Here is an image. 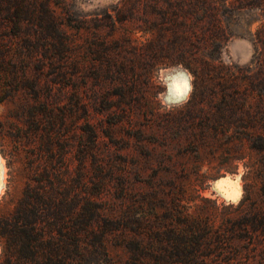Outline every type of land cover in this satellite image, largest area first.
I'll return each instance as SVG.
<instances>
[{"label":"rangeland","instance_id":"rangeland-1","mask_svg":"<svg viewBox=\"0 0 264 264\" xmlns=\"http://www.w3.org/2000/svg\"><path fill=\"white\" fill-rule=\"evenodd\" d=\"M258 78L264 0H0V202L13 207L14 169L20 191L37 163L53 183L40 223L94 229L83 264H139L122 207L151 217L141 237L158 247L167 214L264 215ZM256 227L234 243L244 264H264Z\"/></svg>","mask_w":264,"mask_h":264},{"label":"trees","instance_id":"trees-1","mask_svg":"<svg viewBox=\"0 0 264 264\" xmlns=\"http://www.w3.org/2000/svg\"><path fill=\"white\" fill-rule=\"evenodd\" d=\"M216 66L218 64H208L210 68ZM192 72L196 78L200 77L197 69ZM227 74L228 72L219 76L223 80ZM259 79L256 81L259 82ZM256 81L248 82L255 87L264 83L256 85ZM8 154L14 163L16 151H9ZM30 166L27 180L20 191L17 181L19 182L22 173L18 172L19 168L14 169L12 190L9 192L12 193L11 197L16 198L13 207L4 209L0 202V264H83L85 252L95 249L96 244L92 239L89 241L95 233L93 227H84L74 222L69 224V221L64 220L53 221V217L42 225L41 215L48 209H41L39 206L42 201L46 206L51 204L52 199L48 194L53 183L51 178H38L37 163L32 162ZM223 207L228 212L219 217L216 213L209 218L201 215L192 217L188 213L167 214L160 228L166 231V237L159 241L161 247L154 243L153 238L148 241L141 237L153 232L148 229L151 217L144 213H138L139 216L130 220L129 207H122L115 221L120 231L129 228L139 236L133 240L132 245L124 240L125 246L133 254L134 263L143 264L146 260H153L155 264H244L246 256L234 247V243L242 238L239 233H244L243 230L248 225L254 231L257 230V224L264 223V215H254L253 219L247 220L240 214L242 204ZM78 212L80 211L76 210L74 214ZM85 212H88L87 208L80 213ZM217 218L220 220L218 224ZM253 237L254 233L247 232L248 241L252 242ZM97 244L105 254L108 253L102 241H97ZM163 252L168 253L165 258L160 256Z\"/></svg>","mask_w":264,"mask_h":264},{"label":"snow or ice","instance_id":"snow-or-ice-1","mask_svg":"<svg viewBox=\"0 0 264 264\" xmlns=\"http://www.w3.org/2000/svg\"><path fill=\"white\" fill-rule=\"evenodd\" d=\"M0 176H2V166H0Z\"/></svg>","mask_w":264,"mask_h":264}]
</instances>
